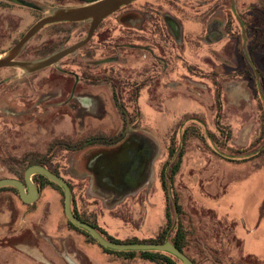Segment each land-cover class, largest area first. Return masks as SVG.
Wrapping results in <instances>:
<instances>
[{
    "label": "rangeland",
    "instance_id": "1",
    "mask_svg": "<svg viewBox=\"0 0 264 264\" xmlns=\"http://www.w3.org/2000/svg\"><path fill=\"white\" fill-rule=\"evenodd\" d=\"M203 4L138 0L104 20L87 46L50 68L32 74L0 69V179H23L20 162L27 159L26 165L40 164L66 178L79 216L123 243L161 235L170 241L179 223L186 226L185 251L196 264H264V39L253 50V41L248 48L245 41L242 50V40L234 47L229 36L213 45L209 56L193 39V20L199 16L192 9ZM249 4L241 0L240 7L246 10ZM75 6L73 0H0V58L38 20ZM167 15L180 18L179 42L167 29ZM89 28L90 22L47 26L17 59L43 60L82 41ZM196 30L201 32L198 24ZM139 44L148 50L137 49ZM109 59L120 61L102 66ZM89 60L100 62V73L114 66L119 76L117 83L103 77L95 82L94 93L110 98L104 101L107 114L69 97L76 74H86L77 67L90 69ZM67 64L73 72L61 69ZM155 65L162 71L158 80L147 83L141 100L131 98L129 84L144 86L155 76ZM112 86L126 95L115 100L116 106ZM129 132L146 138L155 150L149 174L125 197L103 198L87 171L94 157L82 160L81 150L98 154L92 145L118 142ZM99 149L102 155L113 150L109 155L114 156L120 150ZM36 183L44 187L31 207L13 191L0 192V264H154L141 252L105 249L72 228L61 191L42 179ZM176 199L182 211L176 210ZM8 208L17 210L16 229L5 223ZM22 230L37 237L33 247L17 244L27 243Z\"/></svg>",
    "mask_w": 264,
    "mask_h": 264
},
{
    "label": "flooded vegetation",
    "instance_id": "2",
    "mask_svg": "<svg viewBox=\"0 0 264 264\" xmlns=\"http://www.w3.org/2000/svg\"><path fill=\"white\" fill-rule=\"evenodd\" d=\"M249 1H250L249 6L245 8L246 10H244V8L242 9L240 7L241 0H204V4L202 7L195 8V10L192 9L194 14L199 16L197 18L195 16L194 17L195 19L193 20V22L195 23L193 27L194 41L202 42L205 48L210 52L209 56H211L213 45H217L224 40L225 41L228 40L229 36L231 38V39L229 38L230 40L232 39L235 40L233 43L234 47H237V45H239L240 43L239 39H240L242 40V44L240 45L242 50L245 49V44H244L245 41L247 44V48L250 47L248 45L250 44L251 41H253L254 44L252 45H255V47L251 46L250 49L252 50L256 49L259 42H262L263 41L262 39H264V0H249ZM130 5L121 8L118 12H120L122 9L130 8ZM164 17H166L164 19L168 20V21L165 20L166 23L168 24L167 29H169L172 37L179 42L182 38V35L184 34V31H181L182 29H180L179 27L178 20H176V18H179V16L167 15ZM141 18L139 19V21L142 22L143 19ZM136 20L137 18H133V16L130 18V21H132L133 23ZM196 24L200 26L201 32L196 30ZM161 31H162L161 29H159L158 31V28H155L156 35H162ZM140 32L144 33V30L141 29ZM254 33L256 36L255 40L253 38ZM238 34H240V38L238 37ZM88 44L89 43H87L85 46H87ZM85 46L80 48L78 51L83 49ZM137 49L148 50L147 46L142 44H139ZM218 53L222 55L220 51ZM17 58L16 60H18ZM210 59L212 60L213 58L211 57ZM118 61L120 60L109 59L103 61L102 66L105 64H111V63L114 64L117 63ZM86 65L90 66L91 68L84 69L79 66L77 67L79 69L84 70L86 74H81L80 77L79 74H76L74 86L70 92L69 97L72 100L74 98H78L80 105L82 106L84 105L86 108L94 107V105L96 104L97 109L98 110L101 109L102 114H107L108 109L105 106L104 101L106 99L110 101V98L108 96H106L107 98L105 97L102 98L99 93H94V88H95L94 86H96L95 82L98 83L99 78L103 77V80L108 79L110 80L111 83H117L118 82L117 79L119 78V76L115 71L114 66H111V68L104 67L107 68L108 70L105 72L102 71V73H100L99 67L101 64L99 61L96 62L95 60L94 61L89 60L87 61ZM213 65L214 67L218 66L216 65L215 59L213 60ZM213 65L210 64V66L214 69ZM68 66L70 65L67 64L63 66V68L61 69L65 71V73L73 72L72 70L68 69ZM50 67L51 66L32 73H36L48 69ZM153 67L156 68V71L154 72L155 76H150L151 78H148V80L144 82L145 84L144 86L142 85V83L129 84L128 91L131 98L133 99L138 98L139 100H141L143 91L147 89V83H152L155 80H158L159 74L162 71L158 72L159 69L158 65H155ZM7 68H13V67H7ZM212 68L209 71H207L209 72V74L213 70ZM146 69L148 68H145V70ZM122 73H125V71H122ZM67 75L68 74H65L66 78ZM261 79H262L261 75H259L258 80L261 81ZM67 82L69 81L67 80ZM79 86H81L80 91L78 90ZM112 87H113V92L111 99L114 100L113 106L114 105L116 106L117 103L115 100L120 99V97L124 99L126 95L124 94L125 93L124 90L120 92H114V86ZM120 87L123 89L124 88L123 84H121ZM156 91L158 92V89ZM129 129L132 130V128ZM142 137L143 136H138L137 134H133V133L131 134L129 132L127 133V135L124 136L123 139H121L118 142L117 141L107 142L97 146L92 145L91 148L92 147L96 148L97 149L96 151H99L98 154L91 151V149L89 151V149L86 147H85L86 149L81 150L83 152L85 151L82 160L86 159V157H90V156L94 157V161L91 167H89L90 169H87V171L89 170V172L91 173V178H92L91 180H93L94 185L101 191V196L103 198H109V197L111 198L112 194H117L119 195V197H125L126 194L132 193L133 191L132 186L138 189L139 186L143 184L145 178H147V175L149 174L150 171L149 168L155 156V150L153 149L151 142L148 143V140ZM116 147L120 148V150L115 156L114 154L109 155V153L113 150H106L104 151L105 154L102 155L103 152L100 153V149H99V148L106 149V148H116ZM93 153H95L96 155ZM64 179L70 184L71 189L73 191V187L71 183L66 178ZM19 180H24V176L23 179H19ZM34 183L41 191L42 189L41 186L38 185V183H36L35 181ZM31 206H34V204ZM89 223L91 226L92 225L94 226L93 223L88 221V224Z\"/></svg>",
    "mask_w": 264,
    "mask_h": 264
},
{
    "label": "water",
    "instance_id": "3",
    "mask_svg": "<svg viewBox=\"0 0 264 264\" xmlns=\"http://www.w3.org/2000/svg\"><path fill=\"white\" fill-rule=\"evenodd\" d=\"M136 1L138 0H97L75 7L58 8L51 15L41 18L28 29L23 37L7 52V54L0 58V68H20L32 73L53 66L65 57L76 53L80 48L89 43L97 28L104 20L118 12L121 8ZM68 22H90V28L86 38L37 62L16 60L25 46L45 27ZM35 175H42L62 188L64 193V212L68 220L74 226L87 231L98 242V244L105 249L118 252L157 251L168 253L176 257L182 264H194L184 252L170 241L165 243L127 244L106 239L96 228L75 216L73 213V191L70 184L62 176L54 173L45 166L37 164L29 166L24 172V180H19L17 178H2L0 179V188H16L23 203L33 205L40 196V190L33 181Z\"/></svg>",
    "mask_w": 264,
    "mask_h": 264
},
{
    "label": "trees",
    "instance_id": "4",
    "mask_svg": "<svg viewBox=\"0 0 264 264\" xmlns=\"http://www.w3.org/2000/svg\"><path fill=\"white\" fill-rule=\"evenodd\" d=\"M76 2L77 5H84V4H88V3H91V2H94V1H97V0H73ZM27 159H23L21 162H20V165L21 166H25V169L23 170V173L25 172V170L33 165L32 163L30 164H27ZM180 160H179V164L177 166L174 167V171L172 173V177L178 172L179 170V165H180ZM35 165V164H34ZM37 165H40V164H37ZM43 166V165H42ZM47 168V167H46ZM49 169V168H48ZM51 170V169H49ZM18 171H16L17 173ZM15 173V174H16ZM55 173V172H54ZM57 174V173H56ZM24 176V174H23ZM37 178L38 179H42L45 183H48L49 185L59 189L63 195V204H64V193H63V190L62 188H60L57 184L51 182L50 180H48L46 177L42 176V175H36L33 177V180L36 182L37 181ZM44 187V185H42ZM41 186V188H43ZM5 190H9V191H13L15 192L17 195H19L20 197V194L18 192V190L14 187H4V188H0V192L2 191H5ZM176 210L179 212V211H182V208L180 206V204H178L177 202V199H176ZM73 213L75 214V216L82 220V221H85L88 223L87 220H85L84 218H82L81 216H79V214L73 210ZM18 219V216L13 214V221H16ZM68 219V218H67ZM68 223L69 225L76 229V230H81L82 232H84L85 234H87L94 242H96L98 244V242L85 230L81 229V228H78L76 226H74L69 220H68ZM90 224V223H89ZM93 226V225H92ZM94 228H96L106 239L108 240H111V241H117V242H122L118 239H115L111 236H108L105 234V232H103L100 228H98L96 225L93 226ZM186 226L183 225V224H179L177 225V228H176V232H175V235L173 237L170 238V242L173 243L175 246H177L182 252H184L193 262L194 264H196L195 260L185 251V248H186V245H187V242H186V236H187V233H186ZM167 242L166 239H165V236H160L159 239L157 240H153V241H145V242H138V241H135V242H129L127 244H138V243H144V244H147V243H165ZM126 243V242H125ZM100 245V244H99ZM101 246V245H100ZM102 247V246H101ZM125 254H129V255H132L134 254L135 252L134 251H128V252H123ZM142 255L144 256V259L147 260V261H151L153 262L154 264H182L181 261H179L176 257L168 254V253H161V252H157V251H143L141 252ZM166 254H168L169 256H167Z\"/></svg>",
    "mask_w": 264,
    "mask_h": 264
},
{
    "label": "crops",
    "instance_id": "5",
    "mask_svg": "<svg viewBox=\"0 0 264 264\" xmlns=\"http://www.w3.org/2000/svg\"><path fill=\"white\" fill-rule=\"evenodd\" d=\"M30 207H31V205H30ZM8 211H9V218H8V216L7 215H5V216H7V222H5V223H7L9 226H15L16 225V222L17 221H13V214H15V215H18L17 214V210L15 209V210H13V209H11V208H8ZM4 222V221H3ZM21 222H22V219H21ZM20 222V223H21ZM19 223V224H20ZM1 224H2V222H1ZM0 224V227L1 226H3V224L1 225ZM16 228H18V227H16L15 226V229ZM17 230H19V229H17ZM25 230V229H24ZM24 230H22L23 232H21L22 234H23V238L22 239H24V240H26V242L27 243H25V242H22V241H18V243L17 244H19V245H27V247H33L32 245H35V244H33L35 241H36V238L37 237H35L34 236V234L32 233V232H30V233H26V234H24ZM30 230V229H29ZM21 233H18V234H16V235H18V236H15V238L16 239H18V237H20V235H22ZM10 238V237H9ZM26 238V239H25ZM21 238H19V240H20ZM14 248V247H13ZM70 253V252H69Z\"/></svg>",
    "mask_w": 264,
    "mask_h": 264
}]
</instances>
